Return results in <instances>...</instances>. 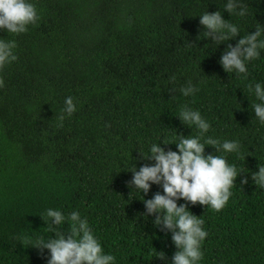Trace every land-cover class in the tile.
<instances>
[{"label": "trees", "instance_id": "obj_1", "mask_svg": "<svg viewBox=\"0 0 264 264\" xmlns=\"http://www.w3.org/2000/svg\"><path fill=\"white\" fill-rule=\"evenodd\" d=\"M31 2L34 24L16 35L0 31L16 43L15 61L0 66V264H46L47 250L29 242L52 235L39 216L50 207L86 218L115 264L170 261L171 234L153 225L154 214L141 216L142 196L130 197L132 173L123 164L154 163L139 148L161 135H194L175 116L185 104L209 122L205 135L239 144V157L229 153L226 161L241 173L220 211L177 200L207 232L198 264H264V190L250 175L264 164V126L253 118L248 89L264 84V51L246 78L218 63L228 44L264 24V0H248L253 17L243 20L231 18L223 0ZM205 10L221 11L242 33L216 48L210 38L197 39ZM189 81L198 88L191 96L171 91ZM69 96L71 115L63 112ZM161 147L176 150L174 143ZM204 152L217 154L212 146ZM156 192L162 188L152 184L143 195Z\"/></svg>", "mask_w": 264, "mask_h": 264}, {"label": "clouds", "instance_id": "obj_2", "mask_svg": "<svg viewBox=\"0 0 264 264\" xmlns=\"http://www.w3.org/2000/svg\"><path fill=\"white\" fill-rule=\"evenodd\" d=\"M221 8L237 20L253 17L248 0H223ZM198 16L204 30L198 34L197 39L210 38L212 43L209 46L215 45L216 48L242 33L241 25L232 19H223L219 10H205ZM38 18L31 0H0V31L13 35L24 33ZM251 26L255 27V31L243 32L235 45L228 44L220 55L218 63L225 72L246 78L247 65L259 59L264 51V24L255 22ZM15 47V40L0 39V66L15 61ZM248 89L255 98L251 102L253 118L264 126V84L257 81L249 84ZM197 90L191 81L178 90L171 89L184 97L191 96ZM74 110L72 98L65 97L63 112L71 115ZM175 116L192 131L195 129V134L184 136L175 131L169 139L161 135L163 139L160 136L158 140L148 142L145 151L139 148L141 157L154 163L141 165L138 169L131 163L123 166L132 173L128 182L130 197L133 191L142 196L139 199L143 201L145 211L141 216L147 218L154 214L153 225L170 232V239L176 248L170 261L166 260L163 252L156 250L154 257L165 259L166 264H198L203 255L201 242L207 232L202 226L203 220L194 215L186 203L178 205L177 200L182 199L187 204L199 203L220 211L232 195L230 188L241 173L237 172L235 164L226 161L229 153H236L239 157V144L236 140H220L205 135L210 129L209 122L199 110L186 104L178 106ZM161 143H174L176 150H165ZM206 146H212L217 154L206 155ZM257 169L250 173L251 179L258 188L264 190V164L259 162ZM241 183H247V179L242 178ZM152 184L159 185L162 193L156 192L150 199L145 198L143 194L149 191ZM39 216L52 235L37 236L29 245L42 254L47 250L46 264H115V256L102 250L88 221L77 211L65 215L59 209L50 207ZM65 223L68 227L62 231ZM18 239L23 243V238Z\"/></svg>", "mask_w": 264, "mask_h": 264}]
</instances>
